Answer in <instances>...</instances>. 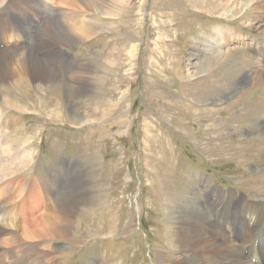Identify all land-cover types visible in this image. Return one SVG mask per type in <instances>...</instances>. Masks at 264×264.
Returning a JSON list of instances; mask_svg holds the SVG:
<instances>
[{
	"label": "rangeland",
	"instance_id": "obj_1",
	"mask_svg": "<svg viewBox=\"0 0 264 264\" xmlns=\"http://www.w3.org/2000/svg\"><path fill=\"white\" fill-rule=\"evenodd\" d=\"M67 1L0 0V51H28L69 79L32 80L12 108L3 100H14L13 83L0 85V114L12 122L1 135L11 154L16 144L32 153L22 183L43 191L47 209L89 202L86 213L72 209L70 239L18 245L37 264H184L174 243L184 209L205 205L210 217L216 194L264 202V82L227 78L241 56L264 65L254 46L264 25L243 23L264 24V12L206 14L201 0H104L97 11ZM74 12L103 28L58 40L50 25ZM222 27L234 33L217 37Z\"/></svg>",
	"mask_w": 264,
	"mask_h": 264
},
{
	"label": "bare ground",
	"instance_id": "obj_2",
	"mask_svg": "<svg viewBox=\"0 0 264 264\" xmlns=\"http://www.w3.org/2000/svg\"><path fill=\"white\" fill-rule=\"evenodd\" d=\"M61 1L65 5H69L67 0ZM69 1L73 7L79 10H94L92 9L94 7L97 11L104 0ZM201 1L203 4L199 9L206 14L223 15L229 13L231 16H236L238 12L245 10L244 16H246L247 11L253 7L264 12V0ZM117 3L122 4V7L125 6L124 0H118ZM190 3L192 4V2ZM98 11L100 12V10ZM69 15L71 16L67 24L52 22L53 24L50 25L55 38L57 37L58 40L63 41L62 39H64L72 43L73 41L70 39L75 37L78 39L77 42H81L96 35L103 28L96 22L93 23L85 17L83 18L80 13L74 12L73 14L69 13ZM251 22V18L248 19L247 15V21L243 22L246 24L245 27L261 29L264 25L259 21H255L254 25ZM9 31L6 29L3 38H11V35H8ZM232 32L234 33L229 28L222 27L217 30L216 36L224 35L228 38ZM262 33L264 34V29ZM72 34L73 36H71ZM216 36L215 38L218 39ZM242 37L237 38V41L245 45L246 42ZM215 41L217 44H222L221 40ZM254 46L264 53L263 43H255ZM231 52V50L225 51V53ZM7 54V51H0V85L11 86L8 84V81H11L14 93L17 92L13 96L15 101H11L9 95H4L3 103L8 108L20 106L26 101L25 97L26 95L29 96L30 86L33 85L32 80L48 81L49 83L57 81L64 86H67L66 83L69 82V79H65L67 76H60L58 70L49 60L39 59L28 51H17V53L15 51L13 54ZM240 59L239 63H235L230 67V71H227V78L232 81L239 77L240 82L247 83L248 86L262 84L264 82V65H259L248 57L241 56ZM22 90L27 91L26 94ZM22 98L23 102L20 103ZM10 122V117L0 114L1 126L3 124L7 126ZM0 130L2 129L0 128ZM261 136L264 137V125ZM30 144L34 146L32 142ZM9 147L7 137H3L0 132V185L4 184V187L0 188V250L7 249L0 254V264H37L38 258L33 257L27 251H22L24 248L18 243L70 239L76 221L71 213L76 207H78L77 209L80 208V213H86L88 201L81 198L74 204V201L68 197V199H63L61 205L54 204V209H47L43 191L41 192L38 187L33 185L35 189L31 193L32 187H24L21 180L28 172L32 153L28 150L26 152L18 151L19 145L16 144L13 148L15 152L11 154L12 148ZM31 194L35 197H32ZM215 196L216 198L214 197V200L209 202L214 207L210 217L205 214L208 211L204 209L205 205L203 209H199L200 211H196L197 209L183 210V217L181 216L182 220H180L182 221L181 226L174 236L175 245L183 253H187L186 256L180 257V260L184 264H264V202L249 201L244 197L235 195H229V199L225 201L223 195L216 194ZM30 199L31 201H29ZM234 207H239V209L234 210ZM62 210L63 212H61ZM8 211L10 214L7 216L6 212ZM6 216H11V218L8 219ZM78 223L79 220L76 224L78 225ZM8 235L10 236L8 237ZM13 245L16 247H12ZM44 246L48 247L46 243ZM28 258L32 261H28ZM42 264L46 263L43 262Z\"/></svg>",
	"mask_w": 264,
	"mask_h": 264
}]
</instances>
